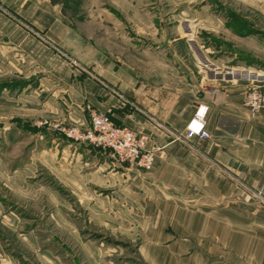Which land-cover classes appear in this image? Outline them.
<instances>
[{"label": "rangeland", "instance_id": "374dc122", "mask_svg": "<svg viewBox=\"0 0 264 264\" xmlns=\"http://www.w3.org/2000/svg\"><path fill=\"white\" fill-rule=\"evenodd\" d=\"M52 2L74 31L70 50L0 0V264H210L205 238L160 230L158 214L127 205L130 180L97 171L96 147L88 144L85 156L65 151L67 138L44 123L71 124L54 118L52 88L10 25L92 75L105 60L140 67L138 74L157 73L143 65L163 61L182 74L174 49L200 78L223 77L227 68L264 75V0Z\"/></svg>", "mask_w": 264, "mask_h": 264}, {"label": "crops", "instance_id": "0c3cea01", "mask_svg": "<svg viewBox=\"0 0 264 264\" xmlns=\"http://www.w3.org/2000/svg\"><path fill=\"white\" fill-rule=\"evenodd\" d=\"M1 1L50 42L72 48L74 31L52 0ZM10 29L14 41L44 72L55 119L87 129L91 112H101L116 125L147 137L146 149L154 155L150 170L122 164L99 148L102 155H93L101 160L97 171L109 169L115 182L117 173L126 174L127 205L158 214L160 230L169 226L181 236L205 238L214 257L210 264H264V204L257 199L259 193L264 197V105L257 112L247 108L252 84L209 74L197 77L176 49L175 65L183 75L167 72L163 61L143 65L157 73L138 74L140 67L115 60L103 61L100 68L88 66L92 75L67 64L15 23ZM200 105L208 108V139L189 138L187 133ZM65 140V151L74 155H88L87 147H92ZM159 238L165 237L160 233Z\"/></svg>", "mask_w": 264, "mask_h": 264}, {"label": "built area", "instance_id": "2783aa9c", "mask_svg": "<svg viewBox=\"0 0 264 264\" xmlns=\"http://www.w3.org/2000/svg\"><path fill=\"white\" fill-rule=\"evenodd\" d=\"M223 78L239 80L253 85L246 95V106L250 111L257 112L264 105V75L252 68H227ZM206 106L200 105L187 126L188 137L200 139L210 138L206 130ZM56 131L68 140L80 144H89L104 151L111 152L118 161L129 163L134 167L150 170L154 164L153 151L146 149L147 137L137 134L126 126L116 125L105 113L91 112V126L81 129L77 126L65 124H51ZM259 200L264 204V197L259 193Z\"/></svg>", "mask_w": 264, "mask_h": 264}, {"label": "trees", "instance_id": "16d2710c", "mask_svg": "<svg viewBox=\"0 0 264 264\" xmlns=\"http://www.w3.org/2000/svg\"><path fill=\"white\" fill-rule=\"evenodd\" d=\"M54 2V1H53Z\"/></svg>", "mask_w": 264, "mask_h": 264}]
</instances>
